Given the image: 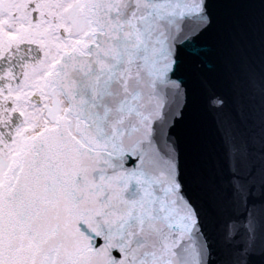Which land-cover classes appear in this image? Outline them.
Segmentation results:
<instances>
[{
    "label": "snow or ice",
    "instance_id": "obj_1",
    "mask_svg": "<svg viewBox=\"0 0 264 264\" xmlns=\"http://www.w3.org/2000/svg\"><path fill=\"white\" fill-rule=\"evenodd\" d=\"M24 4L47 22L44 0H0V264H264V0H86L87 46L53 69L63 120L45 136L78 193L55 233L29 219L12 163L40 131L21 116L42 104L24 83L39 57L5 34Z\"/></svg>",
    "mask_w": 264,
    "mask_h": 264
},
{
    "label": "water",
    "instance_id": "obj_2",
    "mask_svg": "<svg viewBox=\"0 0 264 264\" xmlns=\"http://www.w3.org/2000/svg\"><path fill=\"white\" fill-rule=\"evenodd\" d=\"M83 14L93 21L97 17V12L86 4V0ZM77 56L73 54L63 61ZM54 79L60 87L59 74ZM43 137V140L37 139L25 146L28 151L23 156L22 173L27 174L28 181L21 189L23 199L20 203L22 205L24 200L28 201L29 219L34 225L55 233L70 228L76 220L78 193L74 184V158L65 150L63 140L59 136L50 139L43 134ZM19 159L21 158L16 157L15 164H18ZM11 207L10 204L9 208Z\"/></svg>",
    "mask_w": 264,
    "mask_h": 264
},
{
    "label": "flooded vegetation",
    "instance_id": "obj_3",
    "mask_svg": "<svg viewBox=\"0 0 264 264\" xmlns=\"http://www.w3.org/2000/svg\"><path fill=\"white\" fill-rule=\"evenodd\" d=\"M50 2L51 0H44V6L40 10L41 17L47 13V22L42 19L39 24L35 25L31 21V14H26L27 4L15 8L13 11L18 13L21 19H28L29 23L19 25V35L11 32L5 33L9 43L27 41L33 46L34 55L39 57L37 61L28 66L24 74V83L34 89L29 95L39 97L42 104L37 106L39 108L35 112L27 114L21 112V116L25 120L30 117L32 121V117L36 118L37 116L43 120L46 118L44 114H48V106L51 104L58 105L61 102L62 98L56 92L60 89H57L53 82L48 81L46 76L52 64L58 60L57 57L60 58L64 51L73 48L83 38L86 27L78 18L75 10L77 0H70L66 7H61L59 3L56 7H49ZM2 23H8V21L0 22V24ZM12 26L13 23H9V27ZM0 32H3L2 28H0ZM3 44L4 40L0 39V47ZM37 49L38 52L35 51ZM34 124L36 123L31 122L30 126Z\"/></svg>",
    "mask_w": 264,
    "mask_h": 264
},
{
    "label": "rangeland",
    "instance_id": "obj_4",
    "mask_svg": "<svg viewBox=\"0 0 264 264\" xmlns=\"http://www.w3.org/2000/svg\"><path fill=\"white\" fill-rule=\"evenodd\" d=\"M37 108H39V107H37ZM30 113H32L31 111H30ZM41 117H36V118H34V117H32V122H37L36 124H34L32 127L30 126V124H28V126H26V127H29V128H37V127H41L42 126V122H44L42 119H40ZM26 127H24V128H26Z\"/></svg>",
    "mask_w": 264,
    "mask_h": 264
},
{
    "label": "bare ground",
    "instance_id": "obj_5",
    "mask_svg": "<svg viewBox=\"0 0 264 264\" xmlns=\"http://www.w3.org/2000/svg\"><path fill=\"white\" fill-rule=\"evenodd\" d=\"M77 12H78V10H77ZM83 21V20H82ZM63 104H64V101H63ZM25 136H27V135H24V136H22L23 138L25 137ZM21 152V151H20Z\"/></svg>",
    "mask_w": 264,
    "mask_h": 264
}]
</instances>
